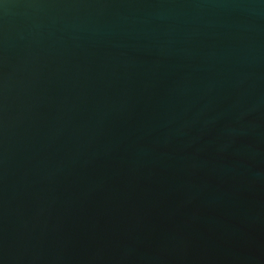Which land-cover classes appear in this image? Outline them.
Masks as SVG:
<instances>
[{
    "label": "water",
    "instance_id": "95a60500",
    "mask_svg": "<svg viewBox=\"0 0 264 264\" xmlns=\"http://www.w3.org/2000/svg\"><path fill=\"white\" fill-rule=\"evenodd\" d=\"M0 264H264V0H0Z\"/></svg>",
    "mask_w": 264,
    "mask_h": 264
}]
</instances>
